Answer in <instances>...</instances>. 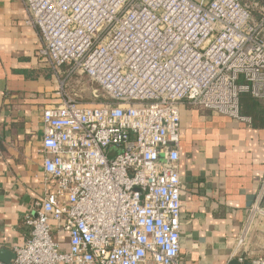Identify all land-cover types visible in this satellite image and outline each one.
I'll use <instances>...</instances> for the list:
<instances>
[{"label":"built area","instance_id":"obj_1","mask_svg":"<svg viewBox=\"0 0 264 264\" xmlns=\"http://www.w3.org/2000/svg\"><path fill=\"white\" fill-rule=\"evenodd\" d=\"M23 1L42 41L37 56L101 91L83 101L60 80L58 102L42 114L53 187L25 218V244L0 264H182L181 104L252 121L240 97L264 99V3ZM260 220L263 194L248 226ZM59 234L68 236L66 249Z\"/></svg>","mask_w":264,"mask_h":264},{"label":"crops","instance_id":"obj_2","mask_svg":"<svg viewBox=\"0 0 264 264\" xmlns=\"http://www.w3.org/2000/svg\"><path fill=\"white\" fill-rule=\"evenodd\" d=\"M27 18L23 0H0V261L5 263L30 236L25 218L35 214L34 202L53 187L43 167L42 114L59 100L61 71L37 56L42 41ZM180 133L181 263L229 264L239 254L248 263L264 256V220L247 223L250 206L264 195V118L242 121L185 102ZM246 228L245 245L237 250ZM58 237L66 249L67 234Z\"/></svg>","mask_w":264,"mask_h":264},{"label":"rangeland","instance_id":"obj_3","mask_svg":"<svg viewBox=\"0 0 264 264\" xmlns=\"http://www.w3.org/2000/svg\"><path fill=\"white\" fill-rule=\"evenodd\" d=\"M68 68L69 67H64L60 72L61 79L64 81L62 87L64 93L77 95L83 101H90V97L93 96L92 92L94 90L98 89L96 92L101 91L97 84L92 83L86 75L78 72L71 74Z\"/></svg>","mask_w":264,"mask_h":264},{"label":"trees","instance_id":"obj_4","mask_svg":"<svg viewBox=\"0 0 264 264\" xmlns=\"http://www.w3.org/2000/svg\"><path fill=\"white\" fill-rule=\"evenodd\" d=\"M264 3V0H260ZM240 104L243 106V112L246 116L253 119L262 120L264 118V109L260 108V99L251 93H243L240 97Z\"/></svg>","mask_w":264,"mask_h":264},{"label":"water","instance_id":"obj_5","mask_svg":"<svg viewBox=\"0 0 264 264\" xmlns=\"http://www.w3.org/2000/svg\"><path fill=\"white\" fill-rule=\"evenodd\" d=\"M229 264H243V263H240V262L237 260V258H235V259H232V260L230 261ZM244 264H249V262H248V263H244Z\"/></svg>","mask_w":264,"mask_h":264}]
</instances>
